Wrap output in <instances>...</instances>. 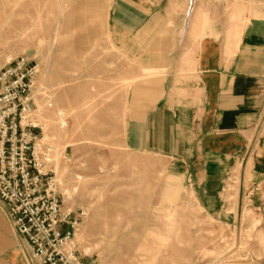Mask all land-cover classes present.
I'll use <instances>...</instances> for the list:
<instances>
[{
    "label": "rangeland",
    "instance_id": "obj_1",
    "mask_svg": "<svg viewBox=\"0 0 264 264\" xmlns=\"http://www.w3.org/2000/svg\"><path fill=\"white\" fill-rule=\"evenodd\" d=\"M108 2L0 0V68L21 55L39 66L36 133L52 146L81 258L264 264V179L233 168L207 190V179L187 164L128 147V90L145 78L110 40ZM256 6L264 12V0H206V23L220 13L244 24Z\"/></svg>",
    "mask_w": 264,
    "mask_h": 264
},
{
    "label": "crops",
    "instance_id": "obj_2",
    "mask_svg": "<svg viewBox=\"0 0 264 264\" xmlns=\"http://www.w3.org/2000/svg\"><path fill=\"white\" fill-rule=\"evenodd\" d=\"M256 7L244 24L220 13L206 23V0H109L110 40L145 78L128 90L129 148L187 164L207 190L233 168L264 179V12ZM30 254L0 201V264H37Z\"/></svg>",
    "mask_w": 264,
    "mask_h": 264
},
{
    "label": "built area",
    "instance_id": "obj_3",
    "mask_svg": "<svg viewBox=\"0 0 264 264\" xmlns=\"http://www.w3.org/2000/svg\"><path fill=\"white\" fill-rule=\"evenodd\" d=\"M38 74V64L24 55L0 68V201L37 264H92L78 252L77 220L63 211L52 146L36 133L33 86ZM58 116L63 118L62 112Z\"/></svg>",
    "mask_w": 264,
    "mask_h": 264
}]
</instances>
